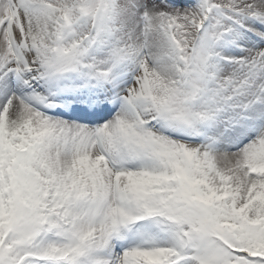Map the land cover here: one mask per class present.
Masks as SVG:
<instances>
[{
  "label": "snow or ice",
  "instance_id": "6c2138e0",
  "mask_svg": "<svg viewBox=\"0 0 264 264\" xmlns=\"http://www.w3.org/2000/svg\"><path fill=\"white\" fill-rule=\"evenodd\" d=\"M0 264H264V0H0Z\"/></svg>",
  "mask_w": 264,
  "mask_h": 264
}]
</instances>
